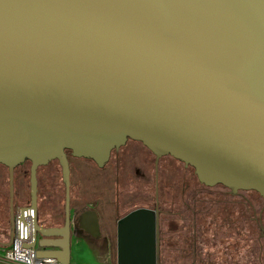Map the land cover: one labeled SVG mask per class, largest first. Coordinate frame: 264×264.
Masks as SVG:
<instances>
[{"label": "water", "instance_id": "95a60500", "mask_svg": "<svg viewBox=\"0 0 264 264\" xmlns=\"http://www.w3.org/2000/svg\"><path fill=\"white\" fill-rule=\"evenodd\" d=\"M127 138L194 168L206 184L264 199V0H0V164L29 168L36 256L69 264L67 150L99 167ZM57 160L65 230L38 220L40 166ZM263 230V228H262ZM158 224L118 223L117 264H159ZM262 233V232H261ZM264 235V233H263Z\"/></svg>", "mask_w": 264, "mask_h": 264}, {"label": "flooded vegetation", "instance_id": "af4514ba", "mask_svg": "<svg viewBox=\"0 0 264 264\" xmlns=\"http://www.w3.org/2000/svg\"><path fill=\"white\" fill-rule=\"evenodd\" d=\"M66 152L70 164L68 227L89 249L115 250V264L118 223L136 209L149 212L158 224V243L154 245L158 244L159 264H185L188 256L191 264H196L201 261V250L208 246L216 250L215 261L229 264L232 250L228 239L236 222L239 228L248 226V221L254 222L264 232V199L258 192L232 191L222 184L206 185L192 166L169 154L157 156L139 140L127 138L118 148L111 149L101 167L91 159ZM80 160L94 163L101 172L98 185L92 186L74 166ZM55 161L39 167L45 170L44 188L48 192L38 202V220L45 227L65 230V187L63 200H58L50 183L55 178L51 165ZM75 172L78 180L74 182ZM39 191L41 194V188ZM41 207L44 216L40 215ZM0 230L3 244L6 234Z\"/></svg>", "mask_w": 264, "mask_h": 264}, {"label": "rangeland", "instance_id": "374dc122", "mask_svg": "<svg viewBox=\"0 0 264 264\" xmlns=\"http://www.w3.org/2000/svg\"><path fill=\"white\" fill-rule=\"evenodd\" d=\"M75 162L74 166L78 167V170H81L82 176L93 185H98L100 180L99 177L101 172L94 166V163L88 162ZM29 163L25 162L23 167L28 168ZM51 165H54L55 178H52L50 183L53 187L52 194L55 195L58 200H63L64 198V185L61 181L60 168L58 167L57 162H53ZM78 165V166H77ZM0 167H2L0 165ZM76 167L74 171H77ZM4 170L5 169L0 168ZM29 174V173H28ZM28 174H25L24 177V188L29 190L28 183ZM72 180L75 182L78 180L77 172L73 173ZM45 176L40 182L41 185V195L45 196L48 191L45 190L46 183ZM49 183V181H48ZM89 194V193H88ZM90 196H94L91 194ZM18 202L14 199L13 207H17ZM8 206H9V195H8V179L6 174L3 175L0 172V229H2L6 236L3 240L8 241L9 235V222H8ZM236 217V215H235ZM236 221L237 218H235ZM235 225H239L238 222ZM241 225V223H240ZM245 225V224H244ZM234 227L232 235L229 237L228 241L231 243V258H228L229 264H264V235L256 223L248 221V226L246 227ZM1 231V230H0ZM259 244H262L261 247ZM1 245V244H0ZM261 248V249H260ZM78 250L79 255L82 259L86 260L84 264H115V250H109V256L107 250L100 249H89L85 247L78 241ZM86 251V252H84ZM84 252V253H82ZM216 250H212L211 246H208L205 249L201 250V261H197L196 264H220L217 259L213 258V253ZM91 255V256H90ZM261 255V256H260ZM189 257V256H188ZM186 259L185 264H191L189 261L190 257ZM72 264V263H71Z\"/></svg>", "mask_w": 264, "mask_h": 264}, {"label": "built area", "instance_id": "2783aa9c", "mask_svg": "<svg viewBox=\"0 0 264 264\" xmlns=\"http://www.w3.org/2000/svg\"><path fill=\"white\" fill-rule=\"evenodd\" d=\"M19 208L13 210V237L8 246L0 245V264H58L52 258H40L36 256L37 247H22V243L32 242V215H25L24 221L28 222V236L18 238V216Z\"/></svg>", "mask_w": 264, "mask_h": 264}, {"label": "crops", "instance_id": "0c3cea01", "mask_svg": "<svg viewBox=\"0 0 264 264\" xmlns=\"http://www.w3.org/2000/svg\"><path fill=\"white\" fill-rule=\"evenodd\" d=\"M25 162L29 163L28 168L23 167ZM25 162L22 163V165L18 168V170L15 169V177H14L15 195H14V199L17 200V202H18L17 206L29 205V202H30L29 190L28 191L25 190L24 185H23L25 174L29 173L30 162L29 161H25ZM1 166L2 167H0V168L5 169V173H4V170L0 169L1 174H2V172H3V175L6 174L7 179H8L7 167L4 165H1ZM44 172H45L44 168H38V171H37L38 202H41V194H40L39 189L41 188L40 182L44 178ZM28 183H29V174H28ZM40 215L44 216L42 207L40 209ZM78 241L81 244H83V242L80 241L76 237V235H74L72 237V242H71V255H70V259H69V264H71V263L72 264H84L86 262V260L82 259L79 255ZM104 250H107V254L109 256V249H104Z\"/></svg>", "mask_w": 264, "mask_h": 264}, {"label": "bare ground", "instance_id": "6f19581e", "mask_svg": "<svg viewBox=\"0 0 264 264\" xmlns=\"http://www.w3.org/2000/svg\"><path fill=\"white\" fill-rule=\"evenodd\" d=\"M84 252H86V251H84ZM84 252H82V253H84ZM91 256V255H90Z\"/></svg>", "mask_w": 264, "mask_h": 264}]
</instances>
